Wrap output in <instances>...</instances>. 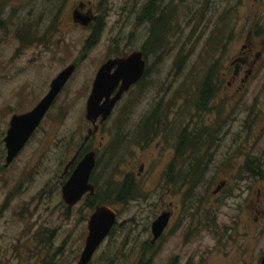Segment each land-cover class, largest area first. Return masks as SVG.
Returning a JSON list of instances; mask_svg holds the SVG:
<instances>
[{
  "label": "rangeland",
  "instance_id": "obj_1",
  "mask_svg": "<svg viewBox=\"0 0 264 264\" xmlns=\"http://www.w3.org/2000/svg\"><path fill=\"white\" fill-rule=\"evenodd\" d=\"M151 1L159 8L169 4L175 8L170 42L157 53L150 52L147 45L152 25L141 18ZM81 5L83 12L95 15L93 26L92 22H75L73 12L81 18ZM98 19L100 35L87 47ZM253 46H258L254 51L262 55L247 86L248 95L207 111L203 121L196 106L206 79L212 88H226L231 61ZM135 51H144L148 76L125 94L101 133L93 138L92 147L98 154L94 180L100 177L98 189L110 191L126 177L134 176L152 192L145 191L146 198L142 194L137 202L127 203L128 208L124 203L117 207L104 204L118 208L119 222L125 224L123 228L117 226L105 240L92 264H138L136 253L130 249L132 237L121 236L147 228L153 213L161 210L164 192L158 183L164 165L173 157L182 127L188 134L199 126L222 136L217 141V167L207 173L202 193L219 177L231 180L235 171H240L237 166L243 164L242 155L258 158L259 118L264 116V0H0V129L6 128L14 114L33 109L49 92L52 81L69 66H76L33 146L0 177V264L79 263L92 210L87 209L84 199L66 213L61 177L77 142L90 127L85 119L86 106L97 72L108 59ZM228 106L232 111L225 113ZM209 115L215 124L207 122ZM148 117L155 122L167 117L168 124L158 128L172 136L165 139L160 138L161 133H149L148 140L137 136L148 130L145 125L141 128L142 120ZM38 144L42 149L34 153ZM48 145L54 146L48 150ZM38 152L35 179L22 190L18 178L25 173L32 154ZM142 164L145 172L137 178ZM230 164L231 168L224 171L223 167ZM7 194L11 202L3 212ZM177 199L170 195L163 202L175 204ZM219 200L211 198L206 207L215 206L218 220H227L224 213L229 212L228 205L219 208ZM248 232V264H260L264 241L251 221ZM124 240L125 248L119 246ZM209 264L226 263L216 259Z\"/></svg>",
  "mask_w": 264,
  "mask_h": 264
},
{
  "label": "flooded vegetation",
  "instance_id": "obj_2",
  "mask_svg": "<svg viewBox=\"0 0 264 264\" xmlns=\"http://www.w3.org/2000/svg\"><path fill=\"white\" fill-rule=\"evenodd\" d=\"M83 9V5H81L79 8V11H81L79 12L80 15L82 17H90L93 26L96 23L94 22L95 15L92 12H83ZM255 46L251 47L247 53H240L231 61V66L229 67L230 77L226 88H212L210 83L203 85L199 104L196 106V110H198L197 113L203 121H205L204 116L207 114V111L212 112V109H216L220 104L226 105L227 103H231L233 98L236 99L238 97L248 95L247 86L253 77L256 66L262 55L261 51H254L258 47ZM244 48H246V46H244ZM131 54L132 53L128 54L123 52L122 54H118L117 56L108 59L103 65L110 60L126 58ZM143 54L144 60L147 62L144 51ZM254 57L256 60H254ZM232 68L233 70L231 71ZM114 70H116V68H114L113 71ZM147 76L146 66L143 77L137 84L133 85L130 90L132 88H137L144 81H146ZM120 88L121 85L115 89L114 94H116ZM224 109L225 113H227V110L232 111L231 106L225 107ZM50 111L51 110H49L47 115ZM28 112L14 114L8 121L6 128L0 129L1 178L8 171L12 170L24 152L33 146L39 136V132L42 130L44 122L46 121L47 115L42 120L40 125L34 130L28 141L14 157L11 163H8L9 149L6 138L11 129V122L14 116L22 115ZM110 117L106 121H108ZM167 120V117H164L159 122L153 121L150 117L142 120V124L140 123L141 128H143L142 125H145L148 127V130L143 134L137 133V136L145 137L146 140H148L149 133L155 135L161 133L160 138L164 136L165 139H168L167 137L172 136V133L167 134V131L164 132L158 128L160 127V124L166 126L168 124V122H166ZM227 120L228 119L225 118V124L227 123ZM101 121L102 117H100L95 124L87 120L90 127L87 128L84 137L77 142L73 157L65 166L64 173L61 177L63 180L62 188L87 155L91 153L95 155L97 166L98 154L92 147V144L93 138L101 133L106 124V121H104V123H101ZM169 121L171 120L169 119ZM207 122L215 124L216 120L212 119L211 115H209ZM259 123L261 147L259 146L258 158L250 159L247 158V156L242 155L244 157L243 164L237 166L240 171H235L232 168L235 173L231 180L219 177L217 180L218 182H214L212 186L203 193L201 192V186L206 183L205 177L207 173L217 167V141L222 140V136L218 137V134H212L209 130L204 131L200 129L199 126L194 129L192 134L185 132L184 127L181 128L183 130L181 131V134L178 135V144L176 148H174V151H172L173 157L166 165H164L161 174V182L159 181L158 183L164 192V196L161 198V210L158 211V213L157 211L153 213L152 216L154 218L152 223L147 226V228L133 229L131 230V234H123L121 236L132 237L130 242L133 244L130 249L132 252L136 253L134 256H136L135 259L136 262L138 261V264H209V262L215 263L216 259H219L222 263L226 264H248V225L250 221L253 224V229L255 230L257 228L259 239L264 241V116L259 118ZM177 125L178 127L176 129H179L180 125L178 123ZM225 135H228V132H225ZM53 146L48 145V150H50ZM40 149H42L41 145L38 144L34 153L36 150L40 151ZM48 150H45L44 152ZM34 153L32 154L31 161L26 165L25 173L20 175L18 178L19 187L22 190L26 189L35 179L34 168L37 161L34 160L36 159V156L39 157L41 153ZM231 165L232 164L223 167V170L225 171L230 169ZM96 166L90 177V184L94 188V194L90 195V193H88L79 201L81 202L85 199V206L87 209L92 210L90 216L96 211L98 206H101L96 205L93 209L89 207L88 204L90 202V197H95L97 192H103L97 187V181L100 177H97L98 179L94 180ZM29 169H32L33 172L29 173ZM144 172L145 164H142L140 166L139 173L137 174V178L141 177ZM36 173L39 174V170ZM238 173H241V177L238 176ZM249 175L250 178L248 177ZM144 184V182L136 180L134 176L126 177L125 180L119 182L114 189L115 206L117 207V205H122L124 203V206L128 208L129 206L127 203L132 201L137 202L136 198L141 197L142 194H144L146 198L145 191L149 194L152 190H147L146 185L144 187ZM170 195L178 197V202L174 204L171 201L169 202L170 204H164L163 198H168ZM211 198H215L216 200L220 198L218 202L219 208H222L224 205H228L227 207L229 212L224 213V218L227 220H218V214L216 213L215 215V206H213V208L206 207L208 203H210L209 200ZM233 198L235 201L228 203L229 200ZM10 202L11 196L10 194H7L5 202L1 208L3 212L7 210ZM66 205V213H68V211L72 210V207L76 204ZM112 209L117 214V222L106 239L115 233L117 226L123 228L125 224L119 222V218H121L119 209L117 208L118 211L115 207ZM90 216L87 221V236ZM160 219L162 226H158L156 224ZM140 225L141 224L139 223L138 226L140 227ZM51 237L52 236H50L49 239ZM121 241L122 240L119 242L121 243ZM124 242L125 240L122 244H119V246L124 247ZM100 247L96 250L89 264H92L95 255L100 250ZM263 259L264 250L263 254H261L259 258L260 264H262Z\"/></svg>",
  "mask_w": 264,
  "mask_h": 264
},
{
  "label": "water",
  "instance_id": "obj_3",
  "mask_svg": "<svg viewBox=\"0 0 264 264\" xmlns=\"http://www.w3.org/2000/svg\"><path fill=\"white\" fill-rule=\"evenodd\" d=\"M75 22L87 25L90 17H78L74 12ZM85 18V19H83ZM146 62L142 51H135L126 58L108 61L101 67L95 78L91 95L87 101L86 119L95 124L100 117L104 123L123 95L137 84L144 75ZM116 70L113 71V69ZM75 65L63 70L51 83L50 90L40 103L30 112L14 116L11 129L6 138L9 149L8 163L19 153L34 130L40 125L49 110L52 108L60 93L74 74ZM121 85L116 94L115 89ZM96 166V158L93 153L87 155L73 172L71 178L62 188V197L66 204L78 203L86 194H94V188L90 184V177ZM117 222V214L108 205H101L91 215L88 222V236L85 248L78 264H89L96 250L111 233ZM162 226L161 219L156 223ZM264 264V259L262 261Z\"/></svg>",
  "mask_w": 264,
  "mask_h": 264
},
{
  "label": "trees",
  "instance_id": "obj_4",
  "mask_svg": "<svg viewBox=\"0 0 264 264\" xmlns=\"http://www.w3.org/2000/svg\"><path fill=\"white\" fill-rule=\"evenodd\" d=\"M161 3V2H160ZM175 8L173 5H168L167 7H160L156 4L155 1H151V3H147L142 11V19L146 22H150L152 25V29L150 31V39L147 44L150 46L152 53H157L163 48H165L166 44L170 42V37L172 35V31L175 26L173 24L175 17ZM144 17V18H143ZM101 31V22L99 19L97 20V25L94 26V31L90 39H88L86 46L88 47L92 42H94L97 37L100 35ZM96 43V42H95ZM93 43V44H95ZM92 44V45H93ZM91 45V46H92ZM90 46V47H91ZM208 84V80L206 79L204 85ZM110 183H114L112 180ZM110 191L97 192L95 197H90V205L89 207L93 208L94 205H102V204H114V189L109 188ZM44 237L42 236V239Z\"/></svg>",
  "mask_w": 264,
  "mask_h": 264
}]
</instances>
